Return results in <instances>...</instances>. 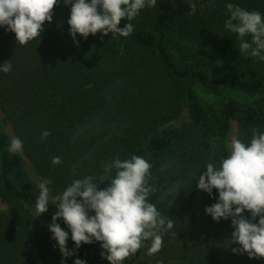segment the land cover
Segmentation results:
<instances>
[{
	"label": "trees",
	"instance_id": "1",
	"mask_svg": "<svg viewBox=\"0 0 264 264\" xmlns=\"http://www.w3.org/2000/svg\"><path fill=\"white\" fill-rule=\"evenodd\" d=\"M228 3L264 18V0H157L131 21L122 18L119 27L133 25L127 37L77 33L74 41L71 5L57 0L52 21L25 45L0 26V67L12 65L0 71V113L22 140L20 152L34 172L51 181L54 197L75 179L90 175L101 182L103 164L115 158L137 155L151 164L156 191L149 202L173 228L163 233L159 252L148 255L151 240L144 241L123 264H264V257L232 251L241 246L231 242V217L216 222L205 211L217 202V190L210 196L196 187L208 163L220 167L227 158L232 120L246 145L253 130L264 132V60L240 52V38L225 28ZM243 39L250 42L251 35ZM184 109L189 121L170 125ZM44 131L50 135L41 139ZM10 143L0 125V199L6 205L0 264H74L77 258L110 264L95 240L62 257L48 227L56 205L49 199L48 210L35 217L40 189L21 155L8 150ZM54 157L61 163L54 165ZM243 215L251 220L247 210ZM57 223L74 249L70 228L63 218Z\"/></svg>",
	"mask_w": 264,
	"mask_h": 264
},
{
	"label": "clouds",
	"instance_id": "2",
	"mask_svg": "<svg viewBox=\"0 0 264 264\" xmlns=\"http://www.w3.org/2000/svg\"><path fill=\"white\" fill-rule=\"evenodd\" d=\"M64 3L71 5L68 24L75 41L77 33L85 39L98 32L124 37L131 35V23H126L123 28L118 26L122 18L131 21L146 6L155 7L157 0H64ZM56 4L57 0H0V26H7V31L15 33L17 43L25 45L41 36L44 22L52 21ZM188 6L190 12L195 13L196 4L189 2ZM226 9L230 15L225 28L240 38V52L264 60L261 55L264 51V18L261 13L232 3H228ZM247 35H251L250 42L243 39ZM11 68V63H4L0 71L8 73ZM49 135L44 131L41 139ZM22 148V140L14 137L8 150L17 153ZM52 163H61L60 157H54ZM151 167L145 158L137 155L125 160L115 158L103 164L101 182H94L90 175L75 179L55 197L57 210L48 227L62 257L75 255L82 243H92L93 240L102 242L105 251L101 255L110 264H123L125 259L136 254L144 241L151 240L148 255L161 250L163 233L173 228V221L166 220L155 204L149 202L150 194L156 191L149 183ZM113 169L116 170L114 177L111 176ZM206 169L199 175L196 187L210 196L213 189L219 194L217 202L206 207V214L216 222L231 217L234 228L231 242L241 246L232 249L234 253L246 252L250 258L264 257V132L253 130L248 145L232 139L230 155L220 161V167L208 163ZM106 180L111 182L110 185L98 189V185ZM50 183L43 181L38 185L35 217L48 210ZM89 210L95 214L89 215ZM245 210L250 212L251 220L243 215ZM257 217L258 223H253ZM58 218H63L70 228L71 239L75 242L72 250L67 248L69 233L57 223ZM74 264H86V261L77 258Z\"/></svg>",
	"mask_w": 264,
	"mask_h": 264
},
{
	"label": "rangeland",
	"instance_id": "3",
	"mask_svg": "<svg viewBox=\"0 0 264 264\" xmlns=\"http://www.w3.org/2000/svg\"><path fill=\"white\" fill-rule=\"evenodd\" d=\"M188 121H189L188 112L186 109H184V111L181 113V115L177 119L170 122V125L180 126L182 123H186ZM0 125L4 129L6 134L8 135L9 139L12 140L15 137L13 130H12L11 126L5 120H3L1 113H0ZM232 139H239L237 123L234 120L231 121L230 130H229V132L225 138V141H224L225 146H226V150H227V156L230 155V143H231ZM18 153L21 155V159H22V162H23V165H24V168H25L27 175L35 183V185L38 187V185L41 182L46 181L44 178L38 176L34 172V169L32 168L31 164L22 155V153L20 151ZM218 195L219 194H218V190H217V200H218ZM49 199L54 203L57 202L55 200V197L51 193L50 187H49ZM5 208H6L5 203L0 199V210H4Z\"/></svg>",
	"mask_w": 264,
	"mask_h": 264
}]
</instances>
